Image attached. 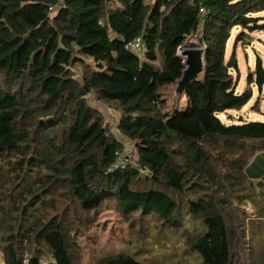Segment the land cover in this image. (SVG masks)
Masks as SVG:
<instances>
[{
    "label": "trees",
    "instance_id": "trees-1",
    "mask_svg": "<svg viewBox=\"0 0 264 264\" xmlns=\"http://www.w3.org/2000/svg\"><path fill=\"white\" fill-rule=\"evenodd\" d=\"M263 12L264 0H0L4 264H82L77 233L111 199L123 215L183 232L202 264L236 262L247 224L234 202L251 201L264 219V122L221 120L254 96L237 92L236 47L229 58L227 48L233 30L239 43L259 29ZM193 37L205 48L203 73L183 92L186 110L166 112L164 91L177 92L180 49ZM139 38L143 58L125 47ZM247 82L263 90L260 59ZM90 97L121 113L120 136ZM126 139L135 163L110 170ZM220 149L228 156L213 155ZM255 254L252 264H264V245ZM94 264L141 263L119 253Z\"/></svg>",
    "mask_w": 264,
    "mask_h": 264
},
{
    "label": "rangeland",
    "instance_id": "rangeland-1",
    "mask_svg": "<svg viewBox=\"0 0 264 264\" xmlns=\"http://www.w3.org/2000/svg\"><path fill=\"white\" fill-rule=\"evenodd\" d=\"M256 17L260 20L258 23L260 25L259 29L254 32L247 31L243 41L239 43H235V39L241 30L240 28L233 30L232 39L228 44L227 58L231 56L234 47H236L239 72L233 73V76L239 80L237 92L242 94L245 90L252 89L254 96L242 110L228 111L220 115L221 120L226 125L251 121L264 122V87L262 91H259L255 84L250 85L247 82L249 75L256 72L258 59L262 61L264 67V12ZM185 46L190 48L199 46V44L193 37L186 41ZM201 48L205 49L204 47ZM86 64L94 66L93 61L90 59H86ZM156 65L160 66V63H156ZM74 70L77 78L83 74V69L80 66H76ZM163 97L166 99V112H170L174 108L181 111L186 110V94L178 95L176 86L167 87ZM89 103L103 113L111 130L117 136H120L117 129L121 113L104 106L94 97H90ZM126 148L129 151L134 150V153L136 152L134 145L127 139ZM212 153L216 157L228 156L221 149L220 152L214 151ZM229 157V159H232L234 156L229 155ZM220 161L224 162L222 159ZM234 207L242 214L239 216V224L245 221L247 228L245 235L243 234L239 241L236 262L233 264H243L242 261L240 262L243 257L247 264H252L258 258V254H255V252L259 253L264 245V219L259 221L256 219L258 213L251 201H247L242 205L234 202ZM196 225L198 226V224ZM80 230L79 234L77 233L76 240L80 246L82 264H94L101 258L119 253L129 254L141 264H202L200 257L191 252L186 246L183 232L168 227H157L152 222L142 219L139 213H133L131 216L123 215L120 212L118 202L112 199L104 200L93 224H90L87 228L81 227ZM0 264H4L1 253Z\"/></svg>",
    "mask_w": 264,
    "mask_h": 264
},
{
    "label": "water",
    "instance_id": "water-1",
    "mask_svg": "<svg viewBox=\"0 0 264 264\" xmlns=\"http://www.w3.org/2000/svg\"><path fill=\"white\" fill-rule=\"evenodd\" d=\"M205 49L199 46H184L180 49V55L185 59L187 69L178 83L177 94H182L186 87L196 81L204 70Z\"/></svg>",
    "mask_w": 264,
    "mask_h": 264
},
{
    "label": "built area",
    "instance_id": "built-area-1",
    "mask_svg": "<svg viewBox=\"0 0 264 264\" xmlns=\"http://www.w3.org/2000/svg\"><path fill=\"white\" fill-rule=\"evenodd\" d=\"M200 13L202 15H206L207 14L206 8L201 7ZM125 47L127 51L138 55L140 58H143L148 51V47L143 38H139L134 41H131L127 43ZM134 163H135L134 154L129 150H125L121 155H119L117 162L111 166L110 170L126 168L128 166H132ZM147 174L148 172H145V175ZM27 263L28 260H26L25 264ZM41 264H57V263L52 256H49L43 258Z\"/></svg>",
    "mask_w": 264,
    "mask_h": 264
},
{
    "label": "crops",
    "instance_id": "crops-1",
    "mask_svg": "<svg viewBox=\"0 0 264 264\" xmlns=\"http://www.w3.org/2000/svg\"><path fill=\"white\" fill-rule=\"evenodd\" d=\"M256 157H257L256 163H264V152L258 153V155H256ZM253 160H255V158ZM258 181H260V180H257L255 183H258ZM261 181L263 182V180H261Z\"/></svg>",
    "mask_w": 264,
    "mask_h": 264
}]
</instances>
